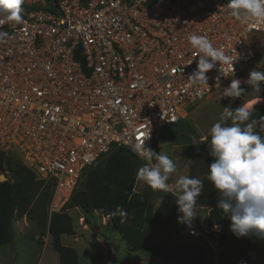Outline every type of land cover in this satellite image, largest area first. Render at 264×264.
<instances>
[{
    "label": "built area",
    "instance_id": "2783aa9c",
    "mask_svg": "<svg viewBox=\"0 0 264 264\" xmlns=\"http://www.w3.org/2000/svg\"><path fill=\"white\" fill-rule=\"evenodd\" d=\"M227 4L24 0L21 19L0 25L9 33L0 42V151L52 182L48 222L112 146L145 164L138 145L151 148L163 125L177 123L264 50V23L241 24ZM192 34L225 57L199 86L188 79L199 58ZM182 229L200 237L199 215Z\"/></svg>",
    "mask_w": 264,
    "mask_h": 264
},
{
    "label": "trees",
    "instance_id": "16d2710c",
    "mask_svg": "<svg viewBox=\"0 0 264 264\" xmlns=\"http://www.w3.org/2000/svg\"><path fill=\"white\" fill-rule=\"evenodd\" d=\"M264 111V110H263ZM188 133H195L193 126L179 120L175 124L163 125L157 132L160 143L177 137L181 126ZM212 157L206 156L202 199L205 205L209 195L217 192L207 180ZM144 164L129 149L112 146L105 155L102 166L89 167L82 190H74L64 210L77 209L84 215L102 212L107 216V225L117 232L125 247L132 251L151 253L173 264H250L247 250L226 242L224 251L215 263L213 249L203 237L194 238L186 234L182 241L165 235L155 239L167 214L179 213L176 198L151 189L146 183L141 191H135L137 172ZM0 175L6 181L0 183V247L13 242V222L22 217L34 204L41 208L38 218V234L48 233L51 246L58 255V264H78V257L72 248L61 244V237L74 235L71 217L66 211L54 214L47 221L46 208L52 191V182L39 179L34 172L0 151ZM163 198L165 206L154 210L153 199ZM171 203H173L171 205ZM169 204V206H168ZM35 205V204H34ZM117 207L127 212L126 217L110 216ZM218 209H220L217 206ZM222 210V209H220ZM108 211V215L106 214ZM221 221V219L219 218Z\"/></svg>",
    "mask_w": 264,
    "mask_h": 264
},
{
    "label": "rangeland",
    "instance_id": "374dc122",
    "mask_svg": "<svg viewBox=\"0 0 264 264\" xmlns=\"http://www.w3.org/2000/svg\"><path fill=\"white\" fill-rule=\"evenodd\" d=\"M252 71L264 72L262 48L256 52L253 62L240 73L227 80L219 90L210 93L187 109L180 120L193 126L195 133H188L182 124L177 135L181 138L179 141L176 137H171L169 142L160 143L158 134L155 135L151 149L156 153L168 154L177 167V171L171 174L169 183H174L180 176L195 177L203 182L206 156H209L208 133L212 125L220 120L224 107L228 106L235 110L245 103L251 105L259 97L258 102L251 108L252 118L260 120L264 117V82L261 83L260 93H256L245 83ZM232 79H240V87L244 89L242 95L235 100L222 97L224 88L230 85ZM104 157L98 159L90 168L102 166ZM88 170L89 167L83 171L76 190L83 189ZM144 185V181L137 179L134 190L141 191ZM201 194L197 198L200 237L212 247L214 262H217L218 255L224 251L223 245L228 242L234 247L247 248L251 253L250 264H264V241L250 237L237 238L229 230L231 223L229 215L217 208V192L206 199L210 205L203 203L205 198L203 200ZM152 202L154 210L167 207L161 197H156ZM34 204L22 217L14 219L13 242L0 247V264H58V255L51 246L50 237L45 243L43 237L46 236L39 237L37 232L41 208L38 203ZM66 213L72 219L74 235L62 236L61 244L75 250L78 264H173L148 252L128 250L117 232L108 227V218L102 212L86 216L77 209H72L66 210ZM181 215L180 212L167 214L155 239L169 235L178 241L184 240L187 236L182 229V223L178 222Z\"/></svg>",
    "mask_w": 264,
    "mask_h": 264
},
{
    "label": "clouds",
    "instance_id": "9594fccd",
    "mask_svg": "<svg viewBox=\"0 0 264 264\" xmlns=\"http://www.w3.org/2000/svg\"><path fill=\"white\" fill-rule=\"evenodd\" d=\"M24 0H0V25L19 21ZM229 14L241 24L264 23V0H228ZM9 36L0 30V42ZM189 43L196 50L194 57L197 68L188 79L199 86L207 83L206 73L220 66L224 54L213 47L203 35L192 34ZM221 72V67L219 69ZM234 68L232 67V73ZM264 72L252 71L245 83L256 92H261ZM240 79H232L224 88L222 97L233 100L240 97L244 89ZM252 104L245 103L235 110L226 106L220 120L212 125L207 145L213 161L209 164L207 180L217 191V206L228 214L231 220L229 230L237 238L250 237L264 241V117L252 118ZM140 155L146 161L137 172V179L144 181L151 189L172 194L176 197L178 211L182 213L178 222L191 224L198 215L197 198L203 189V182L195 177L180 176L169 183L171 174L177 171L174 160L168 154L156 153L149 147L138 145ZM153 160L155 161L153 163ZM110 216L126 217L127 212L117 207Z\"/></svg>",
    "mask_w": 264,
    "mask_h": 264
},
{
    "label": "water",
    "instance_id": "95a60500",
    "mask_svg": "<svg viewBox=\"0 0 264 264\" xmlns=\"http://www.w3.org/2000/svg\"><path fill=\"white\" fill-rule=\"evenodd\" d=\"M6 181V178L4 175H0V183ZM106 214L108 215V211H106Z\"/></svg>",
    "mask_w": 264,
    "mask_h": 264
},
{
    "label": "crops",
    "instance_id": "0c3cea01",
    "mask_svg": "<svg viewBox=\"0 0 264 264\" xmlns=\"http://www.w3.org/2000/svg\"><path fill=\"white\" fill-rule=\"evenodd\" d=\"M246 250H247V254H248V256H249V259H251V253L248 251V249L246 248Z\"/></svg>",
    "mask_w": 264,
    "mask_h": 264
}]
</instances>
